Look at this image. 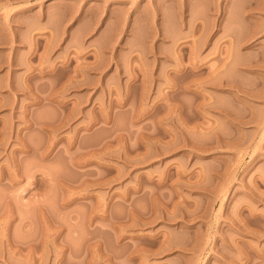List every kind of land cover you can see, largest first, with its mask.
Masks as SVG:
<instances>
[{
  "label": "rangeland",
  "instance_id": "1",
  "mask_svg": "<svg viewBox=\"0 0 264 264\" xmlns=\"http://www.w3.org/2000/svg\"><path fill=\"white\" fill-rule=\"evenodd\" d=\"M0 264H264V0H0Z\"/></svg>",
  "mask_w": 264,
  "mask_h": 264
}]
</instances>
